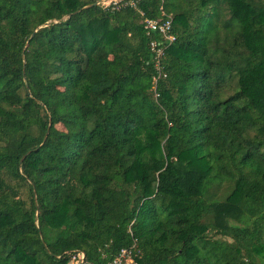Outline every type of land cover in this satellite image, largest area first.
<instances>
[{
  "label": "trees",
  "instance_id": "obj_1",
  "mask_svg": "<svg viewBox=\"0 0 264 264\" xmlns=\"http://www.w3.org/2000/svg\"><path fill=\"white\" fill-rule=\"evenodd\" d=\"M97 1L0 0V264H264V0Z\"/></svg>",
  "mask_w": 264,
  "mask_h": 264
},
{
  "label": "built area",
  "instance_id": "obj_2",
  "mask_svg": "<svg viewBox=\"0 0 264 264\" xmlns=\"http://www.w3.org/2000/svg\"><path fill=\"white\" fill-rule=\"evenodd\" d=\"M112 5V8L120 6H130L137 9V0H117L110 2L105 7ZM141 16V24L146 34L152 39L149 41V49L152 53V62L157 72L152 78L151 92L154 98L159 96L157 90V81L159 77L165 76L163 72V57L167 48L176 40V35L173 32L172 18L170 16L161 19L146 17L144 13L138 9ZM164 14V13H162ZM140 256V251L137 249L136 242L129 247L122 248L113 258L105 263H90V264H137V257ZM104 257V253L102 255ZM85 254L81 251L75 252L71 256V264H84Z\"/></svg>",
  "mask_w": 264,
  "mask_h": 264
},
{
  "label": "rangeland",
  "instance_id": "obj_3",
  "mask_svg": "<svg viewBox=\"0 0 264 264\" xmlns=\"http://www.w3.org/2000/svg\"><path fill=\"white\" fill-rule=\"evenodd\" d=\"M113 1H117V0H99V3L100 5L104 6V5H107L109 4L110 2H113ZM61 127V126H59ZM21 195L26 199H28V194H27V191L26 189L23 190V192L21 193Z\"/></svg>",
  "mask_w": 264,
  "mask_h": 264
},
{
  "label": "water",
  "instance_id": "obj_4",
  "mask_svg": "<svg viewBox=\"0 0 264 264\" xmlns=\"http://www.w3.org/2000/svg\"><path fill=\"white\" fill-rule=\"evenodd\" d=\"M99 4H100V3H99V0H98V1L95 2L93 5H99ZM69 16H70V14H68L66 17H69ZM48 24H49V22H46V23H45V26L48 25ZM35 31H36V30H35ZM35 31H34V32H35ZM34 32H33V34H34ZM33 34H32V35H33Z\"/></svg>",
  "mask_w": 264,
  "mask_h": 264
}]
</instances>
